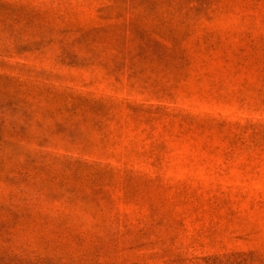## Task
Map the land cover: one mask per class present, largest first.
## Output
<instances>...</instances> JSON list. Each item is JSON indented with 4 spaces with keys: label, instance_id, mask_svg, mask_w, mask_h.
Returning a JSON list of instances; mask_svg holds the SVG:
<instances>
[{
    "label": "rangeland",
    "instance_id": "obj_1",
    "mask_svg": "<svg viewBox=\"0 0 264 264\" xmlns=\"http://www.w3.org/2000/svg\"><path fill=\"white\" fill-rule=\"evenodd\" d=\"M3 264H264V0H0Z\"/></svg>",
    "mask_w": 264,
    "mask_h": 264
},
{
    "label": "trees",
    "instance_id": "obj_2",
    "mask_svg": "<svg viewBox=\"0 0 264 264\" xmlns=\"http://www.w3.org/2000/svg\"><path fill=\"white\" fill-rule=\"evenodd\" d=\"M0 264H3V263H1V261H0Z\"/></svg>",
    "mask_w": 264,
    "mask_h": 264
}]
</instances>
